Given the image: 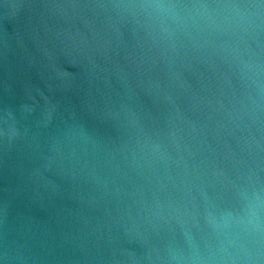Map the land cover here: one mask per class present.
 Returning <instances> with one entry per match:
<instances>
[{
	"label": "water",
	"instance_id": "95a60500",
	"mask_svg": "<svg viewBox=\"0 0 264 264\" xmlns=\"http://www.w3.org/2000/svg\"><path fill=\"white\" fill-rule=\"evenodd\" d=\"M0 264H264V0H0Z\"/></svg>",
	"mask_w": 264,
	"mask_h": 264
}]
</instances>
